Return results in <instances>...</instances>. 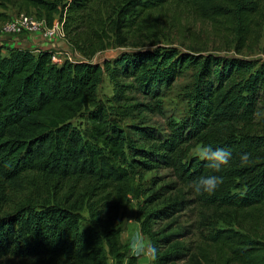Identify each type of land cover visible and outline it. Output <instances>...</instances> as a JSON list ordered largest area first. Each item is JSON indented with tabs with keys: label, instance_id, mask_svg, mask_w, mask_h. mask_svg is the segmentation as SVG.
Here are the masks:
<instances>
[{
	"label": "trees",
	"instance_id": "1",
	"mask_svg": "<svg viewBox=\"0 0 264 264\" xmlns=\"http://www.w3.org/2000/svg\"><path fill=\"white\" fill-rule=\"evenodd\" d=\"M9 8L58 20L86 60L112 39L142 48L101 65L54 63L50 49L0 53V264H136L117 224L131 199L155 264H264V60L241 55L264 33V0H0V24ZM167 9L228 30L236 54L154 42ZM180 78L186 116L158 133L140 126ZM209 144L232 151L220 173L190 156ZM210 174L222 184L196 195L192 182Z\"/></svg>",
	"mask_w": 264,
	"mask_h": 264
},
{
	"label": "rangeland",
	"instance_id": "2",
	"mask_svg": "<svg viewBox=\"0 0 264 264\" xmlns=\"http://www.w3.org/2000/svg\"><path fill=\"white\" fill-rule=\"evenodd\" d=\"M20 10L17 8H9L7 13L11 16L12 19L15 15L20 14ZM162 14H165L162 17L161 22L159 23L158 30L155 32V36L152 37L154 42L158 43L161 46L165 47H176L177 49L184 50L185 47H190L198 49L200 51L212 52L214 54L221 55H235V39L230 34L228 30H220L217 28V25L214 22L207 21L204 19H198L197 17L192 16L188 12H185L184 15L175 17L172 14H177L179 10H164ZM22 13V12H21ZM41 28L45 27L46 24L43 19L35 18ZM58 21V20H55ZM2 24V23H1ZM31 35H38L41 39L39 32L29 34V33H20L12 34L5 33L0 28V40L4 42V45L8 41L14 39H23ZM43 40V39H42ZM61 41H65L61 40ZM58 41V42H61ZM47 42V41H46ZM57 42V43H58ZM56 44V49L60 51L61 57L66 58L70 57L74 61H89L92 64H102L105 61H111L121 53H131L140 49V46H134L130 43H127L125 46H118L115 40H111V47L98 52L91 60L84 59L80 54L72 51L69 47L66 51L62 48H58ZM147 46L145 48H150L148 42H145ZM4 50V53H1V50ZM7 47L0 45V53L5 54ZM264 49V33L258 37L256 41H251L245 45V48L242 49L241 55L243 57L251 59H263L264 55L262 54ZM189 81L186 78H180L176 81L175 86L171 90L163 91L160 97V106L162 112L159 114L144 113L142 117L138 119V123L143 122V125L153 128L155 132H162L166 127L167 120L171 119L173 121H180L183 117L186 116L188 110V103L184 98L179 94L180 85L187 84ZM112 86L109 83L108 79L104 77L103 82L98 88V98L102 101H106L112 97ZM142 101V99H140ZM83 121L76 120V125H81ZM136 123V120H125L124 125H132ZM200 149L197 148L191 152L190 156H199ZM167 172L165 170H159L156 173H150L145 176L144 180H150L152 176L155 178L166 176ZM141 203V200L137 201L131 199L127 207L121 211L118 219V226L122 230V242L127 247L128 256L133 257L136 260V264H153V262L146 256H134L130 248L131 239L140 234L139 224L136 222V214L138 205ZM147 244L148 241L146 238L142 237ZM127 264V261L124 262ZM110 264H113L112 262Z\"/></svg>",
	"mask_w": 264,
	"mask_h": 264
},
{
	"label": "clouds",
	"instance_id": "3",
	"mask_svg": "<svg viewBox=\"0 0 264 264\" xmlns=\"http://www.w3.org/2000/svg\"><path fill=\"white\" fill-rule=\"evenodd\" d=\"M201 160L206 161V167L211 169L213 173H220L223 166L227 165L232 159V151L227 147H213L212 145H204L199 152ZM242 163L249 160L247 154L240 157ZM223 177L215 174L202 175L192 182V188L196 195H212L216 192L219 185L222 184ZM103 211V209H102ZM130 248L134 256H146L153 264L158 259L159 249L156 245L145 243L140 234L135 235L130 242ZM67 257L62 256L60 262L67 261Z\"/></svg>",
	"mask_w": 264,
	"mask_h": 264
},
{
	"label": "built area",
	"instance_id": "4",
	"mask_svg": "<svg viewBox=\"0 0 264 264\" xmlns=\"http://www.w3.org/2000/svg\"><path fill=\"white\" fill-rule=\"evenodd\" d=\"M0 28L3 32L12 34H33L39 32L44 41H47L51 45H54L53 48L50 49L54 51L51 56L52 62L60 64L65 59L74 62V60H72L70 57H61L60 51L55 48V43L64 40L62 24L59 21H54L51 27L41 28L39 22L35 19L34 16H29L21 13L15 15L12 19H9L7 22L0 24Z\"/></svg>",
	"mask_w": 264,
	"mask_h": 264
},
{
	"label": "crops",
	"instance_id": "5",
	"mask_svg": "<svg viewBox=\"0 0 264 264\" xmlns=\"http://www.w3.org/2000/svg\"><path fill=\"white\" fill-rule=\"evenodd\" d=\"M0 45L7 47L5 51L12 48H21V49H30V50H47L53 48L54 45H51L49 42L42 40L38 35H31L29 37H25L23 39H14L12 41H8L7 44L4 45V42L0 40ZM58 48H62L63 50L68 49V45L65 41H61L57 43ZM1 53H4V50H1Z\"/></svg>",
	"mask_w": 264,
	"mask_h": 264
}]
</instances>
